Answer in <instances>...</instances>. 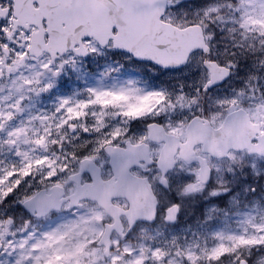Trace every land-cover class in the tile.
<instances>
[{
  "label": "snow or ice",
  "instance_id": "1",
  "mask_svg": "<svg viewBox=\"0 0 264 264\" xmlns=\"http://www.w3.org/2000/svg\"><path fill=\"white\" fill-rule=\"evenodd\" d=\"M0 264H264V0H0Z\"/></svg>",
  "mask_w": 264,
  "mask_h": 264
},
{
  "label": "rangeland",
  "instance_id": "2",
  "mask_svg": "<svg viewBox=\"0 0 264 264\" xmlns=\"http://www.w3.org/2000/svg\"><path fill=\"white\" fill-rule=\"evenodd\" d=\"M46 103H51V99L49 98V99L46 101Z\"/></svg>",
  "mask_w": 264,
  "mask_h": 264
}]
</instances>
